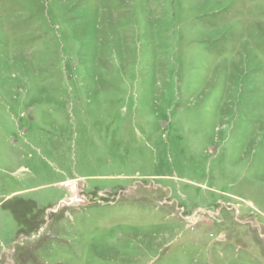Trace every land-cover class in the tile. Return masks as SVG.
I'll return each mask as SVG.
<instances>
[{
    "label": "rangeland",
    "instance_id": "374dc122",
    "mask_svg": "<svg viewBox=\"0 0 264 264\" xmlns=\"http://www.w3.org/2000/svg\"><path fill=\"white\" fill-rule=\"evenodd\" d=\"M0 264H264V0H0Z\"/></svg>",
    "mask_w": 264,
    "mask_h": 264
}]
</instances>
